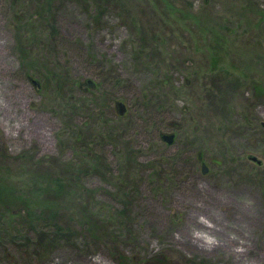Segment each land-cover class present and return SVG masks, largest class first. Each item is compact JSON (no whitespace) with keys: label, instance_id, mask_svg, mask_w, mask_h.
Masks as SVG:
<instances>
[{"label":"rangeland","instance_id":"rangeland-1","mask_svg":"<svg viewBox=\"0 0 264 264\" xmlns=\"http://www.w3.org/2000/svg\"><path fill=\"white\" fill-rule=\"evenodd\" d=\"M19 3L0 0V170L77 174L63 235L16 218L0 264H264V0H49L36 82Z\"/></svg>","mask_w":264,"mask_h":264},{"label":"trees","instance_id":"trees-1","mask_svg":"<svg viewBox=\"0 0 264 264\" xmlns=\"http://www.w3.org/2000/svg\"><path fill=\"white\" fill-rule=\"evenodd\" d=\"M19 1L24 2V0H12L15 5L20 4ZM48 2L49 0H34V5L36 6L35 14H26L21 9H15L11 23L20 61L27 66V77H31L33 82H36V80L32 78L31 69L34 68L37 61L31 54L29 44L34 39V28L37 26L35 21L45 18L47 13L45 7ZM262 15H264V12H262ZM137 29L139 34L147 31L140 24L139 26L137 24ZM52 75L60 82L61 79H59L58 74L53 71H49V74L46 75V80H49ZM88 84L89 80L81 83V85ZM80 136L78 134L77 137ZM23 156L24 154L21 153L17 156V159L23 158ZM67 166H65V171L56 172L53 179L45 180L43 183L36 179L37 177H33L34 175L30 176L23 183L24 187L22 186L21 189L19 188L21 185L18 186L16 180L11 178L10 172L8 173L4 169L0 170V242L4 231L15 223L16 218L26 223L24 229L27 233L37 231L40 238H49L51 226L56 227L59 236L63 235V228L59 226L57 221L60 207L56 206V198L73 185L68 183L69 179L74 177L73 174H77L71 170V164Z\"/></svg>","mask_w":264,"mask_h":264},{"label":"water","instance_id":"water-1","mask_svg":"<svg viewBox=\"0 0 264 264\" xmlns=\"http://www.w3.org/2000/svg\"><path fill=\"white\" fill-rule=\"evenodd\" d=\"M173 138H174V134H163L162 135V139H164L166 142H168V143H170V142H172V140H173ZM251 159L252 160H256V158L255 157H251ZM202 170L203 171H205L206 170V166H205V164H202Z\"/></svg>","mask_w":264,"mask_h":264},{"label":"clouds","instance_id":"clouds-1","mask_svg":"<svg viewBox=\"0 0 264 264\" xmlns=\"http://www.w3.org/2000/svg\"><path fill=\"white\" fill-rule=\"evenodd\" d=\"M213 241L209 238V243H212ZM93 260H98L99 259V257L97 256V257H93L92 258Z\"/></svg>","mask_w":264,"mask_h":264},{"label":"bare ground","instance_id":"bare-ground-1","mask_svg":"<svg viewBox=\"0 0 264 264\" xmlns=\"http://www.w3.org/2000/svg\"><path fill=\"white\" fill-rule=\"evenodd\" d=\"M196 237H200V238H202L201 236H199V235H197Z\"/></svg>","mask_w":264,"mask_h":264}]
</instances>
